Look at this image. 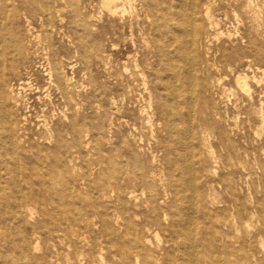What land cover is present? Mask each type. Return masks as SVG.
<instances>
[{
  "label": "rangeland",
  "instance_id": "374dc122",
  "mask_svg": "<svg viewBox=\"0 0 264 264\" xmlns=\"http://www.w3.org/2000/svg\"><path fill=\"white\" fill-rule=\"evenodd\" d=\"M26 1L33 11L29 18L34 37L25 62L14 72L7 61L18 60L13 56L20 42L14 54L0 45V54L8 55L4 83L9 102L19 101V110H11L21 168L18 173L9 158L0 160V264H174V256L184 253L189 243L197 255L195 264L230 259L249 264L246 256L253 264H264V132L257 153L244 134L235 137L233 145L212 138L210 153L194 141L193 233L187 237L184 232L187 204L181 180L172 187L161 141L142 122V113L152 114L160 102L154 95L150 110L152 79L160 71L156 11L148 18L137 3L134 35L125 43L123 36L114 35L102 0H76L78 28L67 10L70 0H49L60 9L50 26L43 25L47 19L41 0ZM193 1L190 59L215 65V87L196 75V114L228 111L242 121L245 112L264 110V85L250 80L249 98L235 83L239 74L255 75L250 61L257 49L264 70V0ZM208 1L220 21L217 30L209 29L204 19ZM87 25L93 26L90 32ZM25 30L22 19L19 32ZM51 46L62 59L61 75L52 84L45 63ZM199 84L210 90H202L201 97ZM72 122L79 126L77 141L68 130ZM180 127L183 131L187 123ZM61 138L69 152L56 160L47 158ZM240 168L248 170L241 175ZM231 215V225L220 223Z\"/></svg>",
  "mask_w": 264,
  "mask_h": 264
},
{
  "label": "bare ground",
  "instance_id": "6f19581e",
  "mask_svg": "<svg viewBox=\"0 0 264 264\" xmlns=\"http://www.w3.org/2000/svg\"><path fill=\"white\" fill-rule=\"evenodd\" d=\"M137 3H139L142 9L147 13L148 18L150 17L149 15L154 14V11L157 13L153 25L155 27L154 38L158 43L156 57L160 65V71L156 72L152 79L153 86L149 91L150 110L153 108L152 104L155 99L154 95H156V98H158L160 102L157 104V107L154 108L152 114L148 111L142 113L143 127L150 130L151 136L154 133L158 135V138L161 141L160 148L162 149L164 159L167 163V170L169 171L168 174L171 182L181 180L187 204L185 207L187 219L183 221L184 232L187 237H191V215L194 214H192V211L194 210L195 188L197 183L195 172L196 154L193 148L194 141L198 142L202 149L210 153L212 147L209 144L212 138H217L220 143L225 146L233 145L235 137L244 134L250 144L254 147V152L257 153L261 148H255V146L260 140V137H262V132H264V110L262 107L259 110L254 109L253 115H249V113L245 112V119L242 121L239 117L240 115L232 116L228 111L225 112L224 115L216 113L213 116H205L202 111L199 114H196L195 103L193 101V97L197 94L195 84L196 75H203L205 77L204 82L211 81L212 86L215 87L213 81L215 65L207 60L196 63L190 59L191 39L195 34V19L191 14L193 11L192 7L195 5L194 1L102 0L103 7L108 10L115 25L114 35L123 36L125 43H127L130 36L134 35L133 22ZM41 7L42 13L47 19L46 21H43V25L50 26L51 19L54 16L60 15V9L56 7V2L49 0H41ZM67 10L70 16L74 18V25H76V28L81 26L78 2L76 0H70ZM211 11V1H208L204 11V19L205 22H207V27L209 29L217 30L220 26V21L214 17ZM31 13H33V11L30 8L29 2L26 0H0V45L3 46V48L10 50L11 54H14L15 48L20 42L18 54L16 57L13 56V58H17L18 60L16 62L13 60L7 61L12 72L19 68V63L22 60L25 62L24 55H28L29 50L27 45L31 42V38L34 37L35 27L33 21L29 18V14ZM22 19L25 20L26 30L21 33L19 30L21 28ZM61 21L63 23V20ZM70 27L71 24H68L67 28ZM92 27V25H87L86 31L90 32V28ZM221 35H223V33H221ZM192 40H194V38ZM183 44H185V48ZM1 46L0 51L2 50ZM49 49L50 51L45 57L47 67L46 76L49 79V83L52 84L61 75L62 59L53 46ZM76 53H81V48L76 47ZM6 56L8 55L6 54L3 56L0 54V160H2L3 157L9 158L13 168L19 173L21 168L19 166V156L14 148L13 138L15 134V124L11 110V108H16L17 111L19 110V101L12 98L14 105H11L8 99V93L4 83ZM260 56L261 52L258 49L254 51L253 59L250 61V64L256 69L255 75L252 78L241 74L235 77L237 88L240 90L241 94L249 98H251L250 80L254 81V83L256 82L259 86L264 85V70H262L260 66ZM21 65L24 70L28 69L26 64L22 63ZM225 67H227V65ZM198 88L199 97L202 95V90H204V92L210 91L209 88H205L200 84ZM173 101H175L176 107H174ZM237 106L238 103L235 104V108ZM181 107L185 110L187 116L184 115ZM185 123H187V128H183L182 131L180 126H184ZM196 123L199 125V128ZM219 126H222V128ZM78 127V124L72 122L68 129L74 141L79 139ZM131 127L136 130V124H132ZM197 129L199 133H197ZM7 144H9L10 147L6 148ZM69 150L67 141L61 138L58 140L56 146L49 150L47 158L56 160L58 156L69 152ZM246 156L244 157L246 158ZM247 160L248 159L246 158V161ZM1 165L2 161H0V167ZM182 165L184 167H182ZM238 166L240 167V165ZM246 168H240L239 172L241 175L248 170ZM117 181L120 183L119 178ZM164 181V178L161 179L160 185L164 186ZM175 182L172 183V187L176 189L177 185ZM186 182H188V184ZM117 188L119 189L120 187ZM132 195L133 193H130V196ZM261 214L264 216V208L261 209ZM232 219L233 216L231 219L228 218L220 223L224 226H228L232 224ZM245 228L250 232L249 226L245 225ZM155 235L158 237L157 234ZM175 246L177 247V242H175ZM184 251L185 252L180 256H174V264H195L197 261V255L192 244L189 243ZM246 261L249 264H253L252 259L249 256H246ZM101 262H103V259ZM215 264L241 263L239 259L235 262L230 259L228 262L220 260Z\"/></svg>",
  "mask_w": 264,
  "mask_h": 264
}]
</instances>
